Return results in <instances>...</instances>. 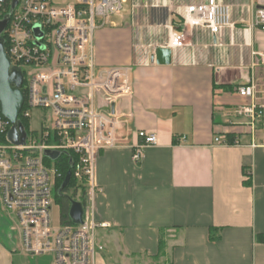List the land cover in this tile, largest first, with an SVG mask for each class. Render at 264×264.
Wrapping results in <instances>:
<instances>
[{"label": "crops", "instance_id": "crops-1", "mask_svg": "<svg viewBox=\"0 0 264 264\" xmlns=\"http://www.w3.org/2000/svg\"><path fill=\"white\" fill-rule=\"evenodd\" d=\"M167 17L131 6L129 21L110 18L94 34L96 69L129 67L131 85L109 106L120 144L95 165L93 214L110 225L96 231V264H264V123L253 141L231 124L242 120L232 113L245 102L234 89L251 64L264 81V30L195 29L185 47L170 48L171 64L158 65L153 27ZM142 133L157 142L135 161ZM223 134L230 144L213 141ZM9 227L0 216V264H54L24 253Z\"/></svg>", "mask_w": 264, "mask_h": 264}, {"label": "built area", "instance_id": "built-area-1", "mask_svg": "<svg viewBox=\"0 0 264 264\" xmlns=\"http://www.w3.org/2000/svg\"><path fill=\"white\" fill-rule=\"evenodd\" d=\"M126 1L18 0L1 34L11 65L23 73V116L29 118L33 109L44 114L35 137L30 139V130L24 145L7 140L10 122L0 114V205L15 220L16 227H11L18 232L23 252L50 255L54 264H96L103 249L96 231L110 226L93 214V196L99 191L95 165L100 151L120 144L118 119L109 106L130 92V68L96 69L94 34ZM11 3L0 0V21ZM131 6L135 11L151 8L168 14L166 21L159 19L153 27L160 39L154 50L185 47L195 29L211 35L223 29L264 30V0H131ZM251 54L255 58L258 53ZM251 67V76L234 89L245 102L232 113L242 120L231 124L247 127L253 141L258 125L264 123V81L256 75V62ZM140 138L133 149L135 161L144 148L157 142L153 133H142ZM213 141L229 143L224 134ZM238 142L234 138L231 144ZM47 149L77 156L72 178L86 185L81 224L64 222L61 216L55 222L52 217L59 173L45 163Z\"/></svg>", "mask_w": 264, "mask_h": 264}, {"label": "water", "instance_id": "water-1", "mask_svg": "<svg viewBox=\"0 0 264 264\" xmlns=\"http://www.w3.org/2000/svg\"><path fill=\"white\" fill-rule=\"evenodd\" d=\"M18 0H12L9 13L0 21V114L9 122L10 128L7 132V140L14 145H24L26 142L27 131L19 119V114L24 103V92L22 90L23 73L18 66H12L10 58L6 53L2 31L4 30L10 14ZM36 34L40 37L41 32L36 28ZM150 62L158 65H169L172 63V50L168 47H157L150 56ZM113 112V111H112ZM62 155L57 150H45L44 156L50 160H56ZM73 158L69 157V167L66 175L57 190L58 195L69 198L70 206L68 216L73 224H81L83 216V205L80 201L74 200L62 190L68 188L72 178ZM12 237V227H9Z\"/></svg>", "mask_w": 264, "mask_h": 264}, {"label": "trees", "instance_id": "trees-1", "mask_svg": "<svg viewBox=\"0 0 264 264\" xmlns=\"http://www.w3.org/2000/svg\"><path fill=\"white\" fill-rule=\"evenodd\" d=\"M22 90L25 92L24 87H22ZM24 110V108L22 109V111ZM21 111V113L19 114V119L21 120L22 124L24 125L27 133H29V122H28V118L23 116V112ZM69 157H72L74 161H76L77 156L75 153H73L72 151H68L66 153H62V155L54 160L56 163V170L59 173V176L56 178L55 181V185H54V190H55V198L56 200L60 203V216L61 219L64 222H69L70 223V219L68 216V210H69V206H70V201L69 198L66 196H60L57 193L58 188L60 187L66 172L68 170L69 167ZM50 161L49 158L45 157V163L48 164V162ZM249 178V176L247 177ZM244 183H249V179H247L246 181H243ZM70 190H73V196H71L70 194H68V192ZM63 193L67 194L69 197H71L74 200L80 201L81 203H85V195H86V185H85V181L82 180L80 182H77L74 177L71 178L70 180V184L68 186V188L62 190ZM79 193L78 197H77V193ZM215 236L213 234H211V238H214ZM257 240H259L260 242L264 243V235H258ZM163 248V242L160 240L159 241V251L162 250Z\"/></svg>", "mask_w": 264, "mask_h": 264}, {"label": "rangeland", "instance_id": "rangeland-1", "mask_svg": "<svg viewBox=\"0 0 264 264\" xmlns=\"http://www.w3.org/2000/svg\"><path fill=\"white\" fill-rule=\"evenodd\" d=\"M130 16H131V0H127L125 3H123L122 9L120 10V12L118 14L110 16L109 19L111 18L112 20H116V21H122V20L129 21ZM25 72H26V69H25ZM23 87H24V85H23ZM43 114H44V110H42V109L31 110L30 117L28 118L29 131L31 130L29 137L30 136L35 137L37 130L40 128V125L42 122L41 117ZM31 137H30V139H31ZM47 165L51 169V171H53L54 169L57 168L56 163L53 160H50ZM72 191L73 190H70L68 192V194H70L71 196H73ZM79 193L80 192L77 193V197H78ZM52 197H53L52 217L54 218V221L57 222L59 219V216H60V203L55 198V190L54 189H53ZM0 216L3 217V219L7 223H9L11 226L16 227V223H15V220H14L12 214H10V212L8 210H6L4 207H2V205H0ZM14 233H15V241H16L17 245H19L18 232L15 231Z\"/></svg>", "mask_w": 264, "mask_h": 264}]
</instances>
